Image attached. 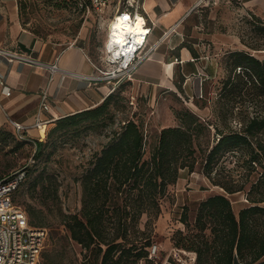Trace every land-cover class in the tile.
<instances>
[{"label": "rangeland", "instance_id": "rangeland-1", "mask_svg": "<svg viewBox=\"0 0 264 264\" xmlns=\"http://www.w3.org/2000/svg\"><path fill=\"white\" fill-rule=\"evenodd\" d=\"M125 1L120 0L122 4ZM16 2L21 24L40 40L58 48L76 40L102 70L110 69L104 61L108 13L98 17L96 13L85 12L77 0ZM178 27L176 30L182 31V41L204 56L203 63H199V72L193 73L191 67L184 66L187 77L183 79L180 69L174 66L172 86L166 82L155 83L158 81L154 79L137 81L134 74L115 89L109 107L111 116H105L96 124L86 121L77 129L58 130L50 136L33 134L44 141L42 152L28 166L26 178L14 194V200L26 211L29 208L36 210L42 226L47 229L41 264H89L90 261L84 258L86 250L63 236V225L58 224L59 210L79 211L80 177L95 152L109 141L112 130L118 129L125 118H133L141 124L148 150L163 126L177 124L176 109L189 108L202 119L223 129L239 127V118L243 116L264 112V100L249 98L246 94L224 95L222 88L230 72L231 51L246 50L264 58V0H199ZM96 74L101 73L98 71ZM44 130L42 125L40 133ZM211 130L214 132V127ZM212 137L211 134L210 139ZM34 148L33 141L21 145H16L11 138L0 141V176L21 168ZM224 162L226 168L233 164L227 160ZM214 193L226 194L236 214L248 204L245 191L227 193L221 186L211 183L201 171L200 164L192 171L180 169L176 182L168 186L160 199L158 217L149 226L152 244L158 248L151 256L155 263L164 264L172 260L179 264L178 260L189 259L190 250L176 246L173 239L176 230L195 231L181 222L182 209L186 207L191 227L200 200ZM145 219L143 215L141 228Z\"/></svg>", "mask_w": 264, "mask_h": 264}, {"label": "trees", "instance_id": "trees-1", "mask_svg": "<svg viewBox=\"0 0 264 264\" xmlns=\"http://www.w3.org/2000/svg\"><path fill=\"white\" fill-rule=\"evenodd\" d=\"M178 46L198 56L191 45L181 41ZM229 56L224 95L246 94L264 100V58L246 50H233ZM117 86L98 104L53 120L44 135L77 129L86 121L96 124L110 115ZM174 114L177 124L163 126L148 150L142 126L133 118H125L118 129L112 130L109 141L95 152L80 177L79 211L59 210L63 236L86 250L84 258L89 264H157L149 255V226L161 211L160 199L176 182L180 169L192 171L200 164L212 184L227 193L245 191L248 204L236 214L226 194L208 195L198 203L191 227L184 206L180 220L195 231L176 230L175 245L195 252L193 264H264V112L243 116L239 127L228 129L186 107L174 110ZM8 138L16 145L32 141L0 126V141ZM33 139L35 162L44 141ZM224 160L232 166L226 168ZM27 170L28 166L24 179ZM27 214L31 224L42 226L36 210L29 208ZM143 215L146 219L141 228Z\"/></svg>", "mask_w": 264, "mask_h": 264}, {"label": "crops", "instance_id": "crops-1", "mask_svg": "<svg viewBox=\"0 0 264 264\" xmlns=\"http://www.w3.org/2000/svg\"><path fill=\"white\" fill-rule=\"evenodd\" d=\"M198 1L142 0L140 11L150 26L146 46L156 42L164 30L174 24L179 26ZM182 39L181 30L170 33L137 67L135 79H154L158 81L155 83L172 86L174 66L180 69L183 79L187 77L184 66L191 67L193 73L199 72L204 56L197 50L198 56H194L187 47H179ZM0 46L30 51L40 61L56 63L60 68L51 73L45 65L0 59V76L10 90L5 94L0 84V126L14 130L13 121H17L24 125L23 131L30 138H34L35 132L44 135L41 128L33 125L37 115L46 127L60 116L98 104L114 86V80L92 78L98 72L95 65L99 64L76 40L58 48L23 27L16 0H0ZM43 88L47 91L48 108L39 111Z\"/></svg>", "mask_w": 264, "mask_h": 264}, {"label": "built area", "instance_id": "built-area-1", "mask_svg": "<svg viewBox=\"0 0 264 264\" xmlns=\"http://www.w3.org/2000/svg\"><path fill=\"white\" fill-rule=\"evenodd\" d=\"M79 6L88 13H96L98 17H103L108 13L109 22L107 26L108 35L114 33L111 29V22L120 17L128 21L136 19V14L142 16L143 31L137 33L138 38H128L125 44L118 45L109 42L106 45L105 63L110 65V69L102 70L99 66L95 68L100 71V75H93V79H111L114 80L113 90L120 82L132 78L137 67L149 57L151 51L157 47L170 33L176 32L178 24H174L167 30H164L158 40L151 46H146L150 26L147 25L144 15L141 13L142 0H126L124 4L120 0H77ZM114 48L116 49L115 51ZM0 59L7 61H19L34 65H45L51 73L60 70L56 63H45L37 59L32 52L11 49L0 46ZM0 84L5 94L10 90L0 76ZM47 91L43 88L41 91L40 110L48 108ZM43 120L37 115L34 126L41 128ZM14 130L19 138H27L35 142L33 138L28 137L23 131L24 125L13 121ZM34 153V152H33ZM31 154L27 162L14 172L0 177V264H41L40 254L44 240L47 235V229L44 226L34 225L29 222L26 209L14 200L13 194L19 184L22 182L26 172V166L34 162V154ZM157 245L152 244L149 248V255H155ZM188 260H178L179 264H193L195 252L190 251ZM164 264H176L172 260H167Z\"/></svg>", "mask_w": 264, "mask_h": 264}, {"label": "bare ground", "instance_id": "bare-ground-1", "mask_svg": "<svg viewBox=\"0 0 264 264\" xmlns=\"http://www.w3.org/2000/svg\"><path fill=\"white\" fill-rule=\"evenodd\" d=\"M110 26L114 33L108 35L107 31L105 39L106 45L109 42L111 43L110 45H112L114 42H117L118 45H122L125 44V42L130 37L133 39L138 38V40H140L139 35L136 34L142 32L144 29L142 26V16L139 13L136 14V19L131 22L124 19L123 17H120L118 20L116 19L112 21ZM115 50L116 49L114 48L113 51Z\"/></svg>", "mask_w": 264, "mask_h": 264}]
</instances>
